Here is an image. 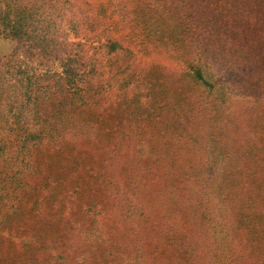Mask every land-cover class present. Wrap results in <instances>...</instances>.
<instances>
[{
	"label": "trees",
	"instance_id": "obj_1",
	"mask_svg": "<svg viewBox=\"0 0 264 264\" xmlns=\"http://www.w3.org/2000/svg\"><path fill=\"white\" fill-rule=\"evenodd\" d=\"M50 3L52 0H0V43L10 44L9 52L0 59V74L4 65L20 67L26 60L41 65L59 62L62 68L55 82L49 76L29 75L18 82L10 79L0 88V201L6 204L0 218V264H133L129 253L142 248L144 232H157L160 239L149 250L134 252V258L141 260L138 264L147 258L146 264L192 261L196 256L186 244L187 231L166 222L175 214L168 204L178 206L181 201L189 209V219L198 226L208 222L210 215L223 212L244 218L246 226L241 229L245 233L238 244L243 242L245 252L257 247L263 255L264 171L256 139L246 140L243 135L227 158V167L217 169L215 163L228 156V144L224 142V150L217 154L221 146L217 133L202 143L192 129L196 117L177 111L167 126L154 125L148 134L149 129L137 124L130 129L136 136L125 133V128L121 130L129 137L124 151L118 143L121 155L115 156L117 153L107 146L100 161L92 164L75 154L87 144L89 134L83 127L89 123L63 117L62 91L79 86L84 74L92 79L103 75L89 67L83 42L69 37L55 11L50 10ZM100 44L109 55L121 57L120 63L109 70L111 74L118 76L123 63L131 66L132 51L118 38L109 36ZM189 64L187 82L193 88L183 90V96L194 98L190 110L199 114L205 104L211 103L215 81L207 78L194 61ZM155 69L162 71L163 67L149 64L148 71ZM123 78L115 86L128 93L130 80ZM170 78L176 82L179 77L171 74ZM218 78L217 84L222 79ZM56 85L58 88L53 90ZM29 114L36 118L32 124L27 123ZM214 128L218 134L225 129L219 124ZM238 131L242 133L241 125ZM167 139L175 147L163 154L161 145ZM65 149L75 179L67 180V173L60 171L65 165L61 162ZM71 151L74 154L70 155ZM151 166L157 167V178L163 183L156 193L153 188L145 191L143 170L150 172ZM84 176L89 178L86 185ZM97 184L111 201V215L122 220L112 234L101 240L98 237L104 229L98 219L103 210L96 205L98 195L103 194L95 187ZM144 196L150 201L144 203ZM156 215L161 221L151 224ZM91 243L96 246L92 248ZM228 245L237 248L232 239ZM247 258L234 259L233 263L245 264ZM204 264L222 263L210 259ZM251 264L261 262L254 260Z\"/></svg>",
	"mask_w": 264,
	"mask_h": 264
},
{
	"label": "rangeland",
	"instance_id": "obj_2",
	"mask_svg": "<svg viewBox=\"0 0 264 264\" xmlns=\"http://www.w3.org/2000/svg\"><path fill=\"white\" fill-rule=\"evenodd\" d=\"M49 5L69 37L83 42L89 67L101 71L103 75L102 78L92 79L84 74L79 86L62 91L63 117L89 123L83 127L89 134L87 144L75 151L79 158L94 164L100 161V155L107 146L117 153L115 156L121 155L120 151L125 150V140L129 139L121 130L125 128V133L136 136L130 129L131 125L137 124L149 129L148 134L154 125L167 126L170 117L179 111L186 116L196 117L197 122L192 129L202 143H206L213 132L217 133V140L221 142L217 154L224 150V142L228 144V156L222 162L215 163L217 169L227 167V158L235 152L237 142L246 137V140H257V153L264 171V0H52ZM109 36L118 38L132 51V59H129L131 66L125 67L123 63V71L118 76L109 70L120 63L121 57L109 55L100 46ZM9 50L10 44L1 42L0 59ZM191 61L201 66L207 78L215 81L211 103L205 104L203 112L199 114L190 110L194 98L189 96L186 99L183 96V90L193 88L187 82V69L190 70ZM153 63L163 67V70L148 71L149 64ZM3 68L0 88L10 79L18 82L29 75L49 76L55 82L62 73L60 63L53 61L41 65L26 60L20 67L13 64L10 67L4 65ZM183 68L184 75H181ZM171 74L180 79L173 81ZM219 76L222 79L217 84ZM123 77L130 80L128 93L115 86L125 79ZM57 88L56 85L52 89ZM44 95L49 93L45 92ZM29 118L28 124L36 119L31 114ZM217 124L225 128L222 134L215 130L214 125ZM239 125L243 127L242 133L238 131ZM95 130H98V135H94ZM118 143L123 147L121 150ZM170 143V139H167L161 145L163 154L174 149L175 146ZM144 147L147 151V145ZM255 148L250 149L255 151ZM67 152L65 149L64 156ZM72 154L74 151H71ZM70 159L66 156L61 158L65 165L60 171L67 173V180L77 177L70 172ZM158 174L156 166H151L150 172L143 170L144 185L149 187L145 191L153 188L156 193L157 187L163 186L157 178ZM82 179L84 185L89 183V178L84 176ZM97 188L103 194L98 195L96 205L97 209L103 210L98 219L104 229L98 237L101 240L112 234L114 226L122 223V220L111 215L110 199L105 198L101 186ZM161 196L163 201L164 196ZM149 201L150 197L144 196L143 202ZM182 202L178 206L168 204L175 214L170 215L166 222L181 227L189 235L186 244L190 245L196 258L183 260V264H204L210 259H217L222 264H234V259L242 260L245 257H248L245 264H251L254 260L262 264L264 254L260 255L257 247L245 252L241 246L243 242L238 244V239L245 233L241 229L246 224L244 218H234L223 212L214 217L210 215L208 222H201L198 226L189 219V209ZM159 203L157 210L160 209ZM5 209L6 204L0 201V218ZM160 221L161 216L156 215L152 217L151 224ZM159 239L157 232H144L140 239L142 248L137 247L134 252L143 248L149 250L150 245ZM231 239L237 248L229 247L228 241ZM94 246L91 243V247ZM134 252L129 256L133 264H138L141 260L134 258Z\"/></svg>",
	"mask_w": 264,
	"mask_h": 264
}]
</instances>
